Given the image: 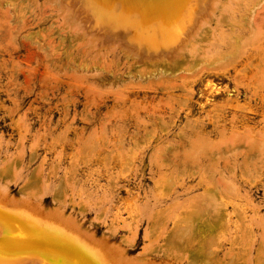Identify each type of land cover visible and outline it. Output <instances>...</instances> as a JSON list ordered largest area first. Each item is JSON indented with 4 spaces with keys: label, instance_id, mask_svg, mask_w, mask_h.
Returning a JSON list of instances; mask_svg holds the SVG:
<instances>
[{
    "label": "rangeland",
    "instance_id": "obj_1",
    "mask_svg": "<svg viewBox=\"0 0 264 264\" xmlns=\"http://www.w3.org/2000/svg\"><path fill=\"white\" fill-rule=\"evenodd\" d=\"M43 1L0 0V196L13 205L0 211L63 220L114 264H246L233 225L255 248L244 210L264 218V0H217L160 58Z\"/></svg>",
    "mask_w": 264,
    "mask_h": 264
},
{
    "label": "bare ground",
    "instance_id": "obj_2",
    "mask_svg": "<svg viewBox=\"0 0 264 264\" xmlns=\"http://www.w3.org/2000/svg\"><path fill=\"white\" fill-rule=\"evenodd\" d=\"M34 1H35V3H37L36 0H34ZM46 1H48V0H44L42 4H44ZM216 1L217 0H58V3L60 4V2H63V5H64V3H66V5L71 4L75 8L79 6V8H80L79 12L81 11L82 15L85 16V19H86L85 22L88 24L91 23L90 28L95 29L96 31H99L102 33H103V31H105V32L107 31V33L111 32L110 34L113 37L118 38V40L121 39V41H123L129 47L132 46L133 50H134V48H135V50L136 49L141 50L142 53H146L147 56L148 55L152 56L154 54H156V55L158 54L157 57H156V55L154 56V57L158 58L159 56L163 55V53L166 54L172 50L176 52V50H178L179 47L185 46L187 44V42L189 41V39H191L192 35H194L196 31L198 32V30L201 28L203 23L206 21L207 17L208 16L210 17L211 13L213 12V9H215L214 6H215ZM217 2L219 3V1H217ZM61 7H62L61 4L58 5L59 9ZM69 7H71V6H69ZM61 9L63 10V8H61ZM75 10H78V9H75ZM75 10L70 11V13L68 12L69 15L72 12L74 13ZM219 12H222V11H219ZM40 13H42V12H40ZM68 13H67V15H68ZM43 14H45V13H43ZM43 14H41V15H43ZM76 14H78V13H76ZM37 15L38 14H36V16ZM75 17H77V15H75ZM257 18H258V16H257ZM69 19H70V17H69ZM64 20H68V17L67 16L64 17L63 21ZM93 21H95V22L92 24ZM105 22H108V24H105ZM102 24L105 26L102 27L101 26ZM109 24H110V27L107 26ZM103 34H106V33H103ZM112 39L114 40V38H112ZM123 44H121V45H123ZM125 44H124V47H127V46H125ZM194 45H193V48H195ZM128 52H130V50ZM140 54H141V52H140ZM171 58H173V56H171ZM205 82H204V85L206 86V89L208 91L209 90H211V91L216 90L214 88L211 80H208V81L206 80ZM235 86H236V84H235ZM218 90H217V92H219ZM226 90H227V88H226ZM211 91H209V92H211ZM250 94H251V92H250ZM187 96H190V95H187ZM211 96H213V95H211ZM205 99H207V96L205 97ZM133 100H135V97ZM129 102H130V104H133L135 107H138L140 109L144 108V110H145L146 108H148L149 110H152V108L150 107L151 105L148 106V105L143 104V103L150 104V100L149 101L145 100L144 102L139 101L136 103L132 100H129ZM223 103H226V102H223ZM199 105H201V104H199ZM205 110H207V109H205ZM199 112H201V111H199ZM209 116H210V114H209ZM245 117H247V116H245ZM262 121H263V119H262ZM49 126L50 125L48 124V127ZM29 127H28V129H29ZM39 129H40V127H39ZM28 131H27V133H28ZM46 131H48V130H46ZM242 131H244V130H242ZM44 133H47V132H45V129H44ZM258 133L260 134V132H258ZM261 134H263V133H261ZM245 135H246V133H245ZM253 135L257 136L256 134H253ZM253 135H251V136H253ZM248 136H249V134H248ZM248 136L246 135V137H248ZM259 137H261V135ZM259 137L256 139H259ZM263 137H264V134H263ZM246 139L249 140V137ZM250 139H251V141L249 140L250 142L256 143V141H255L256 139L254 140L253 137H251ZM257 144H259V142ZM151 160L152 159H150V161ZM158 168H160V166L157 167V169ZM14 172H16V171H14ZM41 172H42V170H41ZM36 173H38V172H36ZM14 175H15V173H14ZM122 185H123V183H122ZM2 187H3V185H2ZM52 188L53 187H51V189ZM2 190H4V188H2ZM4 192H5V190H4ZM41 192H42V190H41ZM43 193H45V192H43ZM176 193H177V191H176ZM6 194H7V192H6ZM30 195H33V194H30ZM70 196H72V195L70 194ZM174 196H176V195H174ZM3 197H4V195H3ZM0 198H1V196H0ZM1 199L6 200V198H1ZM23 199H24V197H23ZM40 199L41 198H39V200ZM6 202L8 203V200H6ZM37 203H39V202H37ZM158 203H159V200H158ZM8 204L12 205V204H10V202ZM256 205H255V207H256ZM4 207H6V206H4ZM253 207H254V205H253ZM253 209L252 210L250 209V212L246 211V210H248V209H246V210H244V212L248 213L249 218L246 220H248L249 223L257 225L256 228H257V230L258 229L259 230L256 231V233L257 232L259 233L260 238H259V241L257 242L258 244L255 246V248H252V245L254 244L253 241L256 240L254 238V234L252 233L251 237L249 235L247 236V234H246L247 238L244 235L242 236L243 230H242L241 225H239L240 221L234 220L235 225H233V227H235V231L237 232V231L241 230V233H240L241 235L238 234L239 235L238 236L239 237V239H238L239 240L238 241L239 247L238 248L236 247L238 249L237 261H240L242 259V260H245L246 264H247V259H248V261L253 259V261H252L253 264H263L264 263L263 262L264 261V218L259 217L258 216L259 214ZM4 210L6 212V209H4ZM4 210H2L0 212L2 213V212H4ZM10 210H11V215H9L10 216L9 219L6 218V221L4 220L5 222L2 221L3 223L0 221V264H114L113 263L114 261H112V262L109 261L110 255H108L109 259L106 258V255L104 254V252L106 250H104V252H103L102 249L98 248L99 246L98 247L93 246V244H94L93 242H91V243H93V244H91L84 239L85 235H84V237H82L83 236V235H81L82 233L80 234L79 231L76 232L73 227L70 229L71 226L64 225L65 223L63 224V220L61 221V220L57 219L58 221H60L58 224H57L58 221L54 222V221L49 220L50 219L49 216H47L49 218L48 220H47V217H46V219L43 220L42 218H40L42 214H40V216H39V214H37L35 212L33 213L30 210H28L27 208L22 207L20 205L15 206V207L11 208ZM256 210H258V209H256ZM9 211H7V212L9 213ZM145 212H147V210ZM244 212H242V213H244ZM6 213L4 215H6ZM244 214H242V215H244ZM36 215H38L39 217ZM42 216H44V215H42ZM246 216H247V214H246ZM256 216H258V217H256ZM260 216H262V215H260ZM151 217H150V219H151ZM52 218L53 217H51V219ZM237 218H238V216H237ZM53 219H56V218H53ZM60 219H62V218H60ZM246 220H245V222H246ZM234 222H233V224H234ZM245 222H243V223H245ZM67 223H68V221H67ZM124 224L126 225L125 222H124ZM240 224H242V223H240ZM32 228L34 230H31ZM250 231H252V230H250ZM147 232H148V230H147ZM256 233H255V235H256ZM234 234H236V233H234ZM88 238H89V236H88ZM88 238H87V240H88ZM89 241H92V240L89 238ZM105 248L108 249V247H105ZM253 249L255 250V256H253L254 258H251L250 256H252L253 254L250 255V252L252 253L251 250H253ZM111 253H113V252H111ZM249 258H251V259H249ZM115 261H116V259H115ZM116 263L117 262H115V264Z\"/></svg>",
    "mask_w": 264,
    "mask_h": 264
}]
</instances>
